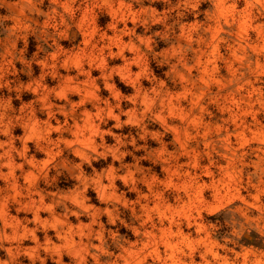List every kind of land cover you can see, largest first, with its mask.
<instances>
[{
	"label": "rangeland",
	"instance_id": "rangeland-1",
	"mask_svg": "<svg viewBox=\"0 0 264 264\" xmlns=\"http://www.w3.org/2000/svg\"><path fill=\"white\" fill-rule=\"evenodd\" d=\"M0 264H264V0H0Z\"/></svg>",
	"mask_w": 264,
	"mask_h": 264
}]
</instances>
